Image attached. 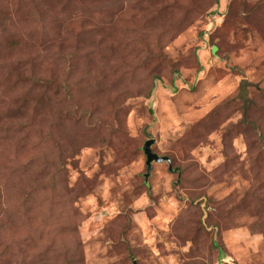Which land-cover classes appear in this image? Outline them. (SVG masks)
Returning <instances> with one entry per match:
<instances>
[{
  "label": "rangeland",
  "instance_id": "1",
  "mask_svg": "<svg viewBox=\"0 0 264 264\" xmlns=\"http://www.w3.org/2000/svg\"><path fill=\"white\" fill-rule=\"evenodd\" d=\"M0 13V125L33 127H0L13 213L0 264H264V0H0ZM145 46L158 51L143 62ZM28 72L86 79L64 93L69 113L51 89L19 115ZM40 128L64 140L67 172L20 206L11 176L60 156ZM147 141L171 166L153 163L146 185Z\"/></svg>",
  "mask_w": 264,
  "mask_h": 264
},
{
  "label": "trees",
  "instance_id": "2",
  "mask_svg": "<svg viewBox=\"0 0 264 264\" xmlns=\"http://www.w3.org/2000/svg\"><path fill=\"white\" fill-rule=\"evenodd\" d=\"M195 1V0H192ZM219 1V0H216ZM8 27V21L4 18L3 14L0 13V31ZM159 38L157 40V45H160L158 43ZM155 45V46H157ZM126 46L130 47V51H139L136 49L135 45H131L127 43ZM141 51H146V56L145 62L151 55H154L152 51H158V50H153V48L144 47ZM142 62V61H141ZM140 62V64H141ZM30 73V74H29ZM29 74V77L31 81L33 82L32 87L28 88L20 97L21 104L19 105V110L17 113L20 115L21 111H28L31 112L32 109H39L45 105H48L50 103V99L52 98V95L48 94L51 89L54 90L53 96L56 95H65V92H71L72 90V85H76L74 89H80L79 91L82 94L81 91V80L86 79L85 77L80 78V82L78 80L74 81L73 84H69V81L71 80V75L67 76L66 81H63L62 83L56 82V75H52L49 78H42V77H36L37 75H34V72H28L27 75ZM73 76V75H72ZM75 77V76H74ZM73 78V77H72ZM69 85H68V84ZM57 86V91L56 87ZM37 88L42 89V91H45L40 98L37 100H34L30 103L28 100L29 95H36ZM72 100H67V95H65V100L63 101L62 109H59V111L64 112V113H69L66 108L72 109V107H68L67 104L71 102ZM53 104V102H52ZM34 107V108H33ZM59 115H63L59 112ZM49 117L52 123L55 121L53 120L55 117V114L53 112V107L49 111ZM53 120V121H52ZM31 123V122H30ZM61 123V122H60ZM32 124V123H31ZM28 126V127H27ZM2 128V132L4 133H21L24 136H29L28 133L32 132V125H29L26 118L21 117L18 120L10 121L7 124L0 125ZM43 129L37 130V133H39L40 136L43 138L49 140L50 142L53 143V146L57 147L58 149L60 148V156L57 160L56 163L51 164L49 163L48 166L43 165V168H45V173L40 172L38 170L33 171L31 173H20L19 175L17 173H14L11 177L16 178L17 181V202L20 206H25L28 205L29 202H31L33 195L37 192V190L43 188L48 190L49 192H54L58 186H63L62 181L65 179V173L67 172L66 169V162H67V155L68 153L63 150L62 147V142L64 140H60L59 138H55L51 133V135L46 134V132L42 131ZM72 156H74L72 154ZM27 169V168H25ZM0 196H1V190H0ZM35 196V195H34ZM202 199H205V197H200L198 198L195 203L200 204L202 206L203 203ZM2 200L0 198V215L3 216V218H0V229H3L7 226L10 225V223H13V213L8 212L7 214H3L2 212ZM206 213L203 216H205ZM215 246H217L216 243H214ZM64 264H80L79 259L74 258V257H68L66 259V262Z\"/></svg>",
  "mask_w": 264,
  "mask_h": 264
},
{
  "label": "water",
  "instance_id": "3",
  "mask_svg": "<svg viewBox=\"0 0 264 264\" xmlns=\"http://www.w3.org/2000/svg\"><path fill=\"white\" fill-rule=\"evenodd\" d=\"M154 144V141H147L143 147V151L146 155V166H147V172L145 174V184H148V179L150 177L153 163H162L167 162L171 166V160L168 157H160L152 150V145Z\"/></svg>",
  "mask_w": 264,
  "mask_h": 264
}]
</instances>
